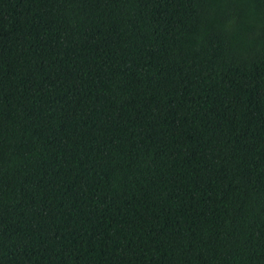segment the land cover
<instances>
[{"label":"trees","instance_id":"1","mask_svg":"<svg viewBox=\"0 0 264 264\" xmlns=\"http://www.w3.org/2000/svg\"><path fill=\"white\" fill-rule=\"evenodd\" d=\"M0 264H264V0H0Z\"/></svg>","mask_w":264,"mask_h":264}]
</instances>
